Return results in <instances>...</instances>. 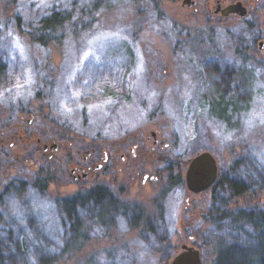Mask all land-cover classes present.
I'll return each mask as SVG.
<instances>
[{
    "label": "rangeland",
    "instance_id": "obj_1",
    "mask_svg": "<svg viewBox=\"0 0 264 264\" xmlns=\"http://www.w3.org/2000/svg\"><path fill=\"white\" fill-rule=\"evenodd\" d=\"M190 1L0 0V127L12 134L21 122L65 152L80 150L79 161L93 148L112 152L106 167L76 182L69 166L42 157L36 138L20 140L17 128L6 144L32 149L29 157L5 151L0 169V249L9 264H168L183 245L214 264L216 240L231 233L212 216L185 225L192 194L185 175L202 151L216 157L219 175L252 189L225 198L202 192L203 214L264 207V59L256 38L264 0H241L245 17L216 13L219 0ZM53 12L65 22L49 32L42 23ZM47 170L55 172L49 180ZM179 173L184 185L172 183ZM39 177L41 189L33 186ZM94 187L112 196L99 209L103 219L86 211L78 227L58 228L53 201Z\"/></svg>",
    "mask_w": 264,
    "mask_h": 264
},
{
    "label": "trees",
    "instance_id": "obj_2",
    "mask_svg": "<svg viewBox=\"0 0 264 264\" xmlns=\"http://www.w3.org/2000/svg\"><path fill=\"white\" fill-rule=\"evenodd\" d=\"M62 17L64 16L59 12H53L46 18L45 23H42L43 28L49 32L59 28L65 22ZM253 26L251 24L252 29ZM43 39V37H39V40ZM53 172V170H47L48 177L46 180L55 175V172ZM237 177L235 176L230 179L228 175L220 174L217 182L211 189V194L214 193V197L218 196V198L220 196L225 198L229 193H232V196L249 194L252 189L245 184L247 181L238 180ZM34 181L35 184L33 186L36 185L40 189L45 185L41 182V177ZM172 183L184 185L182 174L179 173L173 177ZM100 189L104 190V192H100ZM110 197L112 196L107 193L105 188L94 187L72 198L53 201L56 218L59 215L57 219L58 228H61L63 231L66 229L69 232L72 223H74L73 226L78 227V221L81 220L80 216L86 211H93L94 217L102 220L103 218L100 216L99 209L105 205V200H108ZM211 216L214 219V225L216 224L219 229H223V232L226 229L225 234H227L226 232L231 233L227 239L218 238L216 240L214 264H264V207L255 205L249 209H235L231 212H228L225 208H218L217 211L213 210L211 212ZM54 223L56 224L55 221ZM145 224L149 227L150 231L154 230L156 226L154 222L152 224L146 222ZM167 240V236H160L158 239L161 244L167 242ZM174 248L176 247L174 246ZM166 255L168 258L169 253ZM6 263L9 264L6 261L5 254L0 249V264ZM42 264H53V262L44 260Z\"/></svg>",
    "mask_w": 264,
    "mask_h": 264
},
{
    "label": "flooded vegetation",
    "instance_id": "obj_3",
    "mask_svg": "<svg viewBox=\"0 0 264 264\" xmlns=\"http://www.w3.org/2000/svg\"><path fill=\"white\" fill-rule=\"evenodd\" d=\"M248 13H249V10H248ZM256 38L259 40V53L261 56H263V59H264V31L262 30L261 34H259V36H257ZM17 128L18 129L20 128V130L22 131V134L18 135V138H20V140L21 139L23 140L24 137H26L30 142L32 139L36 138V135H37L36 132H32L28 128L25 129L24 125L21 124V122H16L15 124H13L10 127V129H11L10 131L13 130L12 134H7V129L0 127V169H1V165L3 164V160L6 158L5 151L11 150V151L17 152L18 150H20L21 152L24 151L26 153L24 156L27 155L29 157V150L32 149L31 146L29 145V143H26V145H24V144L22 145V143H21L22 146L20 145V148H17V145L19 146L20 143L15 142V141H10L8 143V145L6 144L7 141H9L15 137V135L17 133ZM153 135L155 138H157V132H153ZM36 140H37L38 144L42 145V153H43L42 157L49 159L53 162H63V164H61V167L69 166L70 167V175H71L72 179L76 182H81V181L83 182V181L89 179L94 174V171H98V170L103 169L104 167L107 166L108 162L111 161V159H112V152L109 149L93 148L90 151L86 152V155L84 156V159L82 161H79V160H77L75 155L79 154L80 150H76L77 152H75L74 153L75 155H73V152L71 150L69 152L64 151V148H62V146L65 147L64 143H59L56 141H50V143H48V142L42 141V139L40 137H37ZM155 143L156 144L158 143L157 139L155 140ZM7 148H9V149H7ZM131 150L133 152H135L134 148ZM143 152L145 154L148 151L143 150ZM148 153H150V152H148ZM22 155H23V153L21 154V156ZM134 155L136 156L137 153L135 152ZM128 156H130V153L129 154H122L121 158L126 159ZM20 159H22V158H20ZM101 159H102V162H100ZM97 161H98V164H97ZM31 162H33V160H31ZM66 163H67V165H66ZM41 167L42 166L40 165V168ZM148 176L149 175L146 174L144 182L147 180ZM158 178L159 177H157V176H151L152 180H157ZM185 184H186L185 185L186 188L188 189L186 180H185ZM208 191H210V193H211V189ZM191 193L192 194L188 195L185 199V209H186L185 211L188 214L187 220L189 221V222H186L185 225H187L188 227L196 226L197 223L201 219L202 220H204L205 218L208 219L211 216V214L205 215L201 212L203 210V208H202V206L201 207L199 206V204H198L199 198H197L196 196H198L202 192L201 193L191 192Z\"/></svg>",
    "mask_w": 264,
    "mask_h": 264
},
{
    "label": "water",
    "instance_id": "obj_4",
    "mask_svg": "<svg viewBox=\"0 0 264 264\" xmlns=\"http://www.w3.org/2000/svg\"><path fill=\"white\" fill-rule=\"evenodd\" d=\"M187 2L190 5L195 4V1L184 0V5ZM216 13H220L225 17L233 14L245 17L248 14V8L241 0L225 6L219 0ZM218 177L219 166L212 152L202 151L190 159L185 179L191 192L201 193L212 189ZM168 264H202L201 251L193 246L183 245L181 251Z\"/></svg>",
    "mask_w": 264,
    "mask_h": 264
}]
</instances>
